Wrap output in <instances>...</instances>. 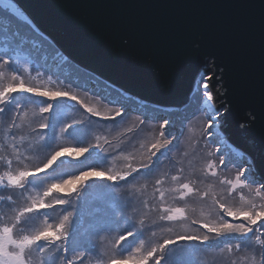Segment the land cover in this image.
Here are the masks:
<instances>
[{
  "label": "trees",
  "instance_id": "trees-1",
  "mask_svg": "<svg viewBox=\"0 0 264 264\" xmlns=\"http://www.w3.org/2000/svg\"><path fill=\"white\" fill-rule=\"evenodd\" d=\"M4 2L7 1L0 0V27L3 31L0 33L1 45L8 46L9 50L22 48L31 51L34 58L37 56L38 61H43L42 64L45 66L56 54L57 46L47 34L35 27L21 8H5ZM33 42L39 43L36 50L32 47ZM54 73L65 83L73 84L80 91H89L109 104L126 106L135 112L144 113L145 117L159 116L168 110H174L177 114H189L198 99L197 94H193L182 107L169 109L157 106L131 95L69 59L61 61ZM78 90L75 91L77 99L82 98L87 103V97ZM66 92L72 95L71 91ZM16 96L10 100L16 101ZM36 98L40 99L37 96ZM53 103V108L48 112H41V105L34 100H25L19 105L0 104V107L7 109L0 114V177H4L3 181L7 182V177L4 175L7 172L13 174L19 170L30 172L37 166L42 169L37 179L29 178L33 182L26 183L25 188L11 186L0 188V197L4 198L0 199V226L22 224V228L28 229L32 222L41 226L38 230L36 228V231H40L47 223L55 231V226L63 217L69 216L66 223V239L56 242L55 246L43 241L52 252L45 253V259L38 258L41 264L46 260L49 264H55L56 259H59L61 264H67V260H72L73 264H107L113 256H127L131 252L136 257H140L151 249H157V257H165L161 260V264H239L242 257H252L250 252L258 251V248L253 246L254 243L248 242L244 237L224 235L218 239H211L209 233L193 226V223L197 222L196 224L200 225L202 221L210 225H219L222 219L221 210L215 213L214 218L208 216L206 219L204 215L199 217L196 213L197 209L187 208L184 204L176 203L173 206L159 207L154 196V191L157 189L154 177L151 181L146 178H130L128 181L106 179L109 173H123L128 166L127 160L133 159L131 151L137 150L139 146L133 130L135 126L132 127L131 123H128L127 117L116 116L114 121L102 124L86 110L88 106L77 104L64 97L56 98ZM67 108L72 110L73 117H60ZM42 125L48 126L42 127ZM121 125L122 127L119 128ZM116 136L122 138L117 140ZM149 143L148 140L147 145ZM89 146H92L91 150L79 157L82 161L80 164H70L71 158L65 152L64 163L55 171L43 169L46 158H50L56 151L67 148L68 152L75 153L79 148ZM226 150L230 156L245 158L246 153L230 143L226 145ZM8 161H11L10 165ZM93 169L103 171L105 176L89 178L83 184L79 180L66 183L61 188L53 189L49 196H43L51 184L72 179L69 173L78 176L82 171ZM5 182L0 186L5 185ZM194 186L196 187L193 193L207 192L202 183L196 182ZM201 186L203 189L200 190ZM222 192L223 190L218 191L219 196H216L220 202L223 198ZM38 195L43 197L45 204L54 205L55 210L41 209L39 215L35 212L26 213L20 217V221H17L15 218L25 208L30 207L32 200ZM129 196L135 200L131 205ZM9 197L11 202L7 203ZM58 199H64L65 204L56 205L55 201ZM15 205L20 207L12 218L4 222L9 215V209ZM175 208L185 209L184 218L168 220L166 217L171 214L168 210ZM45 213H51V218L48 219ZM161 217L165 218L161 219ZM126 229L131 230L135 235L128 237L126 243L121 242L123 244L121 248L116 241L121 234L127 235ZM189 235L199 237L209 235L210 239L208 243H203L201 240L180 239ZM166 241L174 243L168 244L161 253L159 249ZM138 248L140 251L136 252ZM57 249L60 251L57 252ZM29 259L27 256V263ZM148 264H155V260L150 258ZM246 264H251V261Z\"/></svg>",
  "mask_w": 264,
  "mask_h": 264
},
{
  "label": "water",
  "instance_id": "water-1",
  "mask_svg": "<svg viewBox=\"0 0 264 264\" xmlns=\"http://www.w3.org/2000/svg\"><path fill=\"white\" fill-rule=\"evenodd\" d=\"M14 1L64 57L146 102L182 106L210 74L226 138L264 177V0Z\"/></svg>",
  "mask_w": 264,
  "mask_h": 264
},
{
  "label": "rangeland",
  "instance_id": "rangeland-1",
  "mask_svg": "<svg viewBox=\"0 0 264 264\" xmlns=\"http://www.w3.org/2000/svg\"><path fill=\"white\" fill-rule=\"evenodd\" d=\"M6 1V3L10 2L15 7L21 8L14 0ZM3 4H5V2ZM0 33H3L1 27ZM18 56L20 57V64L15 63ZM5 60H9L10 64L19 69L17 74L24 80L25 87H39L41 91L47 90L50 92L71 91L72 95H75V91L77 92L78 90L73 84L65 83L58 75L55 73L53 74L49 67L40 64V62L34 58L33 54L27 50L22 48H12L9 50L8 46L1 45L0 64ZM25 62L27 63L28 68L26 72L23 70L22 66ZM2 70L6 72V78L2 83H7L12 74L11 70L7 65ZM209 75L210 74L206 76L198 75L195 77L190 93L197 94L198 99L190 113L184 115L180 113L177 114L174 110H168L166 113L159 116L152 117L149 115L145 117L144 113L135 112L126 106L123 107L118 104H109L95 94H91L89 91L85 90L78 91L87 97V103H85L82 98L77 99L79 103L72 100L77 104H83L84 106L91 107L101 113V115L92 116L102 124L114 121V119H105L104 117H112L115 115L116 111L119 110L124 113L123 116L129 119L128 123H131L132 127L135 126L133 127V130L135 132V137L139 142V146L137 150L131 151L133 159L127 160L128 166L131 165L132 168H139L140 164L147 163L150 164L151 167L139 168L138 172H133L125 181H128L130 178H146V180L151 181L154 177L156 179L157 188L154 191V196L159 207H164V205L173 206L176 205V203L180 205L184 204L187 208L197 209L198 212L196 213L199 214V217L204 215L206 219L208 216L209 218L210 216L211 218H214L215 213L220 211L219 205L213 204L214 198L219 196L217 193L218 191L221 192L223 190L221 194L223 199L221 201L227 206L235 209L241 206V194L252 199L254 196V189L255 187H258V185H254L251 192L247 188L242 190L238 189L232 192L231 195H228V189L230 186L226 183L227 180H234L238 172L247 171L249 168L257 175V178L263 177L259 172L255 171V168L253 167L254 160H252L249 153L245 154V158L243 159V157L230 156L227 152L226 145H228L229 141L223 130L224 125L222 123L221 115L222 108L219 106L216 107L217 101L213 100L215 92L213 89H210L206 79ZM13 83L18 84L19 81H14ZM74 88L77 90H74ZM205 91L211 93V100H208V98L204 96ZM16 94L19 95L16 96ZM14 96H16L17 99L16 101L11 100V103L19 105L25 100H34L41 105L40 111L41 108H45L49 104L54 105L53 102L56 101V99H50L49 97L37 96L32 93H24L20 91L11 94L9 99ZM36 96L41 100L37 99ZM174 107L176 106H167L169 109ZM72 115V110L67 108L64 114L60 115V117H73ZM127 118L126 120H128ZM141 121H143V123H141ZM165 121L169 122L166 127H164ZM121 127L122 125L119 128ZM161 131H164L166 138L171 141L169 150L157 153L156 156H152L151 160H149L148 157L151 156L152 151H154V149H151V144L161 138ZM116 137L117 140L122 138L120 136ZM148 140L150 141L149 145H147ZM221 158L225 161L224 165L220 164ZM209 164H213L215 167L209 169ZM128 166L125 167L124 171H129ZM212 171L216 172L215 176L211 174ZM174 176L177 177L176 180L172 179ZM221 181H225V183L222 184ZM196 182H199V184L202 183V185L206 187L208 195L204 196L201 192L190 193L181 198L182 193L186 192V190L183 189L184 191H182V189H179L178 187L183 183H188L194 190L196 187L194 186V183ZM163 183L166 187L163 186ZM168 183H170V185H168ZM5 186L10 187L7 186V183H5ZM201 188L203 189L202 186L200 187V190ZM165 189L168 190L163 192ZM161 192L163 193V196H161ZM128 199L131 200H129L130 205L135 201L130 196ZM215 200H217V197ZM9 202H11V200L7 199V203ZM256 202L260 203L261 201L257 199ZM50 214L51 213H48L47 215L48 219L51 218ZM221 215V223L224 222V220H227L233 224H247V221H245L243 217L232 218L223 213ZM196 223H193V226H197L199 229H203L204 232L209 233L211 239H218L216 238L215 233L208 232L207 228L202 227L205 222L202 221L200 225H197ZM38 227L41 226H39L38 223L36 224L32 222H30L28 229L22 228V224H20L19 226H16L14 233L17 236L31 235L37 232L36 228L38 230ZM261 229L264 231V225H261ZM234 235L240 236L239 234ZM244 238L247 239L246 237ZM261 239L264 240V236H262ZM252 242L254 243L253 246L258 248V251H251L250 253L252 254V257H242L241 260H239V264H246L248 261H251V264H264V245L256 244L254 238ZM39 243L45 245V250L40 252L33 248L31 254L28 256L30 259L27 264H41L38 258L45 259L44 254L48 252L50 254L52 252L43 241H40ZM248 253L245 254L248 255ZM54 262L55 264H61L59 259H56ZM126 264H134V261L128 260Z\"/></svg>",
  "mask_w": 264,
  "mask_h": 264
},
{
  "label": "snow or ice",
  "instance_id": "snow-or-ice-1",
  "mask_svg": "<svg viewBox=\"0 0 264 264\" xmlns=\"http://www.w3.org/2000/svg\"><path fill=\"white\" fill-rule=\"evenodd\" d=\"M4 7L14 8L15 6L9 2L5 3ZM15 63L20 64L19 56L16 58ZM6 65L11 70L12 74L7 83H2V81H4L6 78V72L2 69H4ZM22 66L23 70L26 72L28 70L27 63L25 62ZM18 71L19 69L10 64L9 60H5L2 64H0V104L11 103L9 97L11 96V94L17 91L24 93H32L34 95L42 97H49L50 99H56L58 97H67L68 99L77 101L79 103L77 97L75 95H70L68 92H50L47 90L41 91L39 87H25L24 80L21 79L20 75L17 74ZM14 81H19V83H13ZM204 96H206L208 100L212 99V95L208 91L204 92ZM52 108L53 105L49 104L47 107L41 108V112H48ZM86 110L92 113V115H101V113L91 107H86ZM5 111H7L5 107H0V114L4 113ZM123 114L124 113L118 110L116 111L114 116H105L104 118L115 119L116 116H122ZM141 123H143V121H141ZM168 123V121H165L164 127H166ZM47 126L48 125H42V127ZM160 137V139H157L154 143L151 144V149H154V151H152L151 156L148 157L149 160H151L152 156H156L157 153H161L164 150H169V145L171 141L166 138L164 131L160 132ZM91 148L92 146H89L88 148H79L75 153L68 152L67 148L63 149L62 151H56L54 154L51 155L50 158H46V162L43 163V169L55 171L56 168H58L61 164L64 163L63 157L65 152H67L68 157L71 158L69 159V163L72 165H78L82 162L79 160V157L82 154L89 152ZM10 163L11 161H8L9 165ZM220 164H225L223 158H221ZM128 167L129 171H124L123 173L116 174L109 173L106 176V179L111 181H116L117 179L126 180L130 175H132L133 172H138L139 168H150L151 165L147 163H142L139 165V168H132L131 165H129ZM208 167L209 169H213L215 165L209 164ZM41 171L42 169L37 166L35 170L31 172H29L28 170H19L15 174L7 172L4 175L7 177V186L25 188L26 183L32 184L33 182V180L29 178L32 177L33 179H37L40 176ZM211 174L215 176L216 172L212 171ZM68 175L72 176V179L60 180L59 183L51 184L45 190L43 196H49L53 189L61 188L63 184L74 183L77 180H79L83 184L89 178L104 177L105 173L103 171H96L95 169H93L90 171H82L78 176L74 175L73 173H69ZM172 179L176 180L177 177L174 176ZM3 180L4 177H0V184L3 183ZM221 183L223 184L225 183V181H221ZM226 183L230 186L228 189V195H231L232 192L238 189L242 190L245 188L249 189V191L251 192L253 190V186L258 185V187H255L254 189V196L252 199L245 197L243 194L240 195L241 206L238 208L233 209L232 207L227 206L225 203H222L219 200L213 201L214 205H219V210H221L224 215L232 218L243 217V219L247 221V224H233L228 222L227 220H224V222L220 223L219 225H210L208 223H205L202 225V227L207 228L208 232L215 233L216 238H219L220 236L224 235L239 234L242 237H246L248 242H252L254 238L256 244L264 245V240L261 239V237L264 236V231H262L261 229V225H264V177L257 178V175L252 172V170L249 168L247 171L238 172L234 180H227ZM180 187L181 189L186 190V192L182 193L181 198H183L185 195L193 193L194 191L188 183H183ZM73 191H75V189H73ZM203 195L207 196L208 193L205 192L203 193ZM161 196H163L162 192ZM0 199L4 198L0 197ZM8 199L10 200L11 198L9 197ZM257 199L261 202L257 203ZM55 204L63 205L65 204V200L58 199L55 201ZM45 208H52L53 210H55L54 205L45 204L43 197L38 195L32 200L31 206L25 208L15 219L17 221H20V217L24 216L26 213L35 212L37 215H39L40 210ZM168 211L171 212V214L166 217L168 220H176L178 218H184L185 216L184 208L169 209ZM45 215H48V213H45ZM164 218L165 217H161V219ZM68 220L69 216H64L60 223L55 226V231L52 230L51 225H48L46 223L43 230L37 231L35 232V234L22 236H17L14 233V228L16 227V225L9 226L5 224L4 226H0V264H27L26 257L31 254L34 247L40 252H43L45 250V245L40 244V241H48L51 246H55L56 242L58 241H63L67 238L66 223L68 222ZM21 223L23 222L21 221ZM126 232V236L121 234L118 240L116 241V243L120 244L121 248H123V244L121 242L126 243L128 237H133L135 235L131 230L126 229ZM180 239H186L189 241L201 240V242L203 243H208L210 238L208 235H204L203 237L189 235L182 236L180 237ZM170 243L174 242L166 241L165 245H162L159 251L163 253L167 245ZM59 251L60 249H57V252ZM139 251V248L136 249V252ZM229 251H231V249H229ZM156 254L157 249H151L147 252L146 255L140 257H136L133 253L130 252L127 256L121 255L120 257H111L108 260L107 264H126L128 260H133L134 264H148L150 258L155 260V264H161V260L165 257H157ZM44 264H49V262L46 260L44 261ZM67 264H73V261L67 260Z\"/></svg>",
  "mask_w": 264,
  "mask_h": 264
}]
</instances>
